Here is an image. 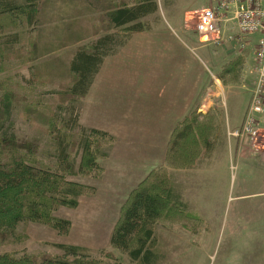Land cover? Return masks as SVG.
I'll list each match as a JSON object with an SVG mask.
<instances>
[{"label":"rangeland","instance_id":"obj_1","mask_svg":"<svg viewBox=\"0 0 264 264\" xmlns=\"http://www.w3.org/2000/svg\"><path fill=\"white\" fill-rule=\"evenodd\" d=\"M133 1L42 0L36 27L20 28L19 43L10 48H0L3 60L0 99L6 98L11 103L14 144L20 149L30 148L22 152L25 160L42 166L52 165L49 140L54 129L59 131V124L52 122L50 116L52 107L64 102L63 94L53 91L63 90L72 82L67 68L71 54L97 35L105 32L122 34L121 29L109 28L105 11ZM210 1L156 0L158 10L147 16L143 23L152 28L174 30L173 35L181 38L185 46H200L192 53L189 51L191 56H187L182 55L180 50L178 54H172L173 48L169 43V46L161 47L159 56L155 58L160 60L161 54L169 53L172 62H183L184 78L189 81L200 71L208 76L212 73L221 88L216 107L223 109L222 104L230 96L227 105L231 108L236 102L242 104L246 101L247 90L250 93L252 75L248 65L252 63V58L251 53L246 52L249 58H246V67L237 68L233 76L235 67L231 73L226 72L224 67L237 54L244 55L245 52L236 50L232 43L218 47H202L198 43L193 32L197 19L195 11L206 7ZM5 21L0 24V32L16 29L13 18L8 17ZM191 37H194L192 41ZM170 38V34H161L157 41H169ZM179 70L181 72L182 69ZM98 86L101 88L102 84ZM231 93L242 100L237 101L238 98ZM75 105L82 112L81 103L75 102ZM85 118L97 124L96 127L110 122V117L104 116L96 107L87 110ZM5 122L8 123L1 113L0 123ZM150 127L154 129L155 124ZM2 131L10 133L7 124ZM144 131L142 141H131L128 148L118 147L127 149L126 153L131 151L134 155L131 161H137L129 162L126 158L122 163L116 151L112 171L120 168L118 177L121 178L118 180L111 177L112 173H104L105 167L111 164L108 161L110 148L107 157H94L102 167L101 174L100 170L90 165L85 167L80 150H69L74 174H67L66 167L59 168V171L67 174L68 181L84 187L76 207H60L56 211L58 217L70 221L69 231L61 234L43 225L22 223L12 232H0V252L23 251L59 256L56 245L65 244L80 246L84 254L102 264H138L113 248L109 238L134 191L141 183L145 185L150 181L147 179L144 182L152 171L160 177V167H163L161 175L165 174V185L170 187L180 204L164 205L153 224L154 252L158 259L155 264H264V194L257 195L264 190V176L259 174L263 168L258 166L255 157L248 162L238 159L231 165L223 155V149L209 158V153L213 151L209 146L193 167L180 163L173 169L167 168L164 131ZM263 134V130L259 131L258 139L252 142L244 139L248 142L243 146L248 147L251 153L262 152ZM99 141L103 145L108 144L102 138ZM151 161L154 167L142 169ZM79 166L84 167V171L77 173ZM142 172L143 178L137 180Z\"/></svg>","mask_w":264,"mask_h":264},{"label":"trees","instance_id":"obj_2","mask_svg":"<svg viewBox=\"0 0 264 264\" xmlns=\"http://www.w3.org/2000/svg\"><path fill=\"white\" fill-rule=\"evenodd\" d=\"M42 0H0V24L8 17L16 22V29L0 32V48H10L19 43L20 28L34 29L38 24ZM158 10L156 0H134L130 4H119L105 11V18L110 29L123 31L122 34L108 33L97 35L86 46L78 47L72 54L68 71L72 82L60 91L64 102L52 107L51 120L57 122L59 131H52L51 144L52 165H38L25 160L22 152L14 144L12 128V107L8 99H0V114L8 123H0V232H12L19 224L33 223L54 229L61 234L69 231L71 223L56 215L60 207H76L77 199L82 195V187L70 182L67 174L71 171L70 151L80 150L85 160V167L92 166L102 172L95 156L107 157L113 143V137L103 130L86 128L80 125V111L75 102L87 94L97 75L104 58L115 54L132 33L148 30L150 27L143 20ZM115 32V31H114ZM244 55L230 61L224 69L226 72L241 69L245 65ZM3 60L0 56V71ZM244 67V66H243ZM59 92V93H58ZM208 117L195 113L185 116L171 133L165 157V165L174 168L178 164L193 165L206 153L211 144L213 133L208 127ZM5 124L10 133L2 131ZM108 144L103 145L99 139ZM98 140V142H97ZM111 144V145H110ZM77 150V151H78ZM74 155V153H73ZM47 156V155H46ZM48 157V156H47ZM49 158V157H48ZM66 167L67 174L59 171ZM160 177L152 171L128 200L119 221L115 225L109 242L113 248L126 254L131 262L138 264H155L156 258L153 224L160 216L164 205L179 206L170 187L165 185V174ZM78 168L77 173L84 171ZM84 173H88L85 171ZM164 185V187H163ZM59 256L47 253L31 254L26 252H0V264H99L91 256L84 254L76 245H56ZM102 264V263H100Z\"/></svg>","mask_w":264,"mask_h":264},{"label":"crops","instance_id":"obj_3","mask_svg":"<svg viewBox=\"0 0 264 264\" xmlns=\"http://www.w3.org/2000/svg\"><path fill=\"white\" fill-rule=\"evenodd\" d=\"M173 32L172 29L150 28L132 33L115 54L104 58L89 91L80 99L82 105L79 117L80 125L103 130L114 139V144L110 147L108 154V161L110 160L111 164L109 167H105L104 173H112L111 177H117V180L121 178L118 177L120 168L112 171L116 151L120 162L123 163L126 158L132 162L133 153L129 150L126 153L127 149H118V147L128 148L131 141H142L145 129L164 131V147H167V142H169L171 133L178 122L185 116L195 113L201 117L210 118L208 128L214 133L210 144L212 147L210 151H213L208 152L209 158L214 155V152L221 151V149L231 165L238 159L248 162L255 157L258 166L263 168L262 171L259 168V174L263 173L264 176V145L262 152L251 153L248 147L243 146V144L247 145V140L228 136L229 133L239 130L243 123L250 99L249 91H246V101L242 104L236 102L233 107L228 108L227 102L230 98L228 96L227 102L222 104L223 109L216 107L218 106L219 89L221 90L217 77L212 73L208 76L200 71L195 78L193 77L189 81L184 78L185 66L183 62H172L169 53L161 54L160 60L155 58L159 56L161 47L169 46V43L173 48L172 54H178V50H180L182 55L187 54V56H191L189 51L192 53L193 49L200 47L185 46L182 39H177ZM161 34L162 36L170 34L171 38L169 41L163 39L157 41ZM192 39L194 37H191V41ZM155 47L157 49L153 51ZM246 58H248L247 54L245 62ZM251 64L249 62L248 70H251ZM244 66L246 67V63ZM134 73L137 74L134 76ZM209 80H211L210 84ZM250 82L252 85V78H250ZM101 84L102 87L99 88L98 85ZM233 96L238 98L237 101L242 100L238 95L233 94ZM92 107H96L104 116L110 117V122L96 127L97 124L87 121L86 112ZM154 124L155 128L153 129L150 126ZM259 127L260 132L262 130L264 132V116L260 117ZM149 167H154L153 161L151 164H144L142 169ZM143 176V172L140 173L137 180ZM262 194H264V190L257 193V195Z\"/></svg>","mask_w":264,"mask_h":264},{"label":"built area","instance_id":"obj_4","mask_svg":"<svg viewBox=\"0 0 264 264\" xmlns=\"http://www.w3.org/2000/svg\"><path fill=\"white\" fill-rule=\"evenodd\" d=\"M193 32L201 46L232 43L252 58V87L243 123L228 134L237 139H258L264 116V0H211L195 11Z\"/></svg>","mask_w":264,"mask_h":264}]
</instances>
